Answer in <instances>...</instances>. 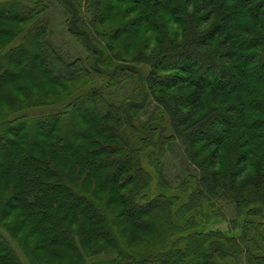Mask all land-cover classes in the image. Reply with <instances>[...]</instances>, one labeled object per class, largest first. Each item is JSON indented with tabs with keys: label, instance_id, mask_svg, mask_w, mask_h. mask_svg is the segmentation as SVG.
I'll use <instances>...</instances> for the list:
<instances>
[{
	"label": "trees",
	"instance_id": "obj_1",
	"mask_svg": "<svg viewBox=\"0 0 264 264\" xmlns=\"http://www.w3.org/2000/svg\"><path fill=\"white\" fill-rule=\"evenodd\" d=\"M39 1L0 0V39L6 34L10 38L0 44V264H22L5 232L13 234L30 223L42 236L40 245L34 242L36 249L54 259L68 257L66 264H86L85 250L96 238L103 243L89 254L117 249L119 264H264V175L256 177L253 189L240 190L251 157L248 151H242L223 176L217 170L225 142L239 130L247 144L264 148V120L248 114L251 104L246 98L258 75L264 80V63L256 65L264 60L259 53L264 32H252L241 21L250 15L261 26L264 0H198L203 30H198L196 20L181 21L184 28L177 41L166 40L149 56L135 57L134 66L119 68L110 65L113 54L97 51L87 35L90 30L99 32L105 18L103 0H86L92 14L88 21L81 13L83 0H77V7L59 0L70 19V32L86 48L85 58L65 54L45 38L40 15L48 5ZM35 2L38 6L32 7ZM152 2L161 5L158 0H137L144 5ZM173 9L178 16V8ZM10 22L29 25L8 33ZM120 34L117 30L113 36ZM100 68L106 69V85L99 84ZM71 83L68 95L53 101L67 99L62 109L45 115L22 113L51 105L45 102L46 95ZM139 99L138 106L128 102ZM154 104L166 124L145 122L148 126L137 129L135 115ZM261 106L264 109V103ZM120 125L132 130V139ZM151 126L170 132L165 138L178 140L189 155L199 144L211 151L210 171L201 179L185 181L193 192L189 203L196 205L203 182L231 199L241 192L236 198L247 199L240 211L242 223L228 221L226 230L209 227L211 219L205 214L183 211L184 206L174 211L177 199H182L179 195L138 203L130 198L148 185L150 173L143 169L140 152L158 145ZM101 137L111 140L109 146L100 142ZM18 138L22 141L15 143ZM116 140L119 143L114 144ZM91 176L96 180L92 191L109 190L106 204L121 208L117 217L123 215L127 227L119 230L120 235L129 232L130 240L138 242L155 229V247L145 256L136 258L121 248L109 223V209L83 191L92 183ZM134 176L140 186L129 199L120 196ZM16 209L25 210V219L7 223ZM75 225L78 229H72Z\"/></svg>",
	"mask_w": 264,
	"mask_h": 264
},
{
	"label": "rangeland",
	"instance_id": "obj_2",
	"mask_svg": "<svg viewBox=\"0 0 264 264\" xmlns=\"http://www.w3.org/2000/svg\"><path fill=\"white\" fill-rule=\"evenodd\" d=\"M66 1H71V3H74L76 7L78 6L77 0ZM103 1L105 18L103 23L98 25L99 32L97 33L94 30H90L91 35L88 33L87 35L92 39V44L97 51L104 52L106 55L109 54L110 56L113 54V59H111L110 63L113 68H119L121 66H134L135 64L133 63V59L140 53L147 57L156 49L161 47L163 48L166 40L177 41L176 37L180 36L184 28L181 21L196 20V27L198 30H203L205 26L204 23L200 22L202 10L198 9V0H192L191 4H187L183 0H171L169 1L170 4L166 0H158L161 3L159 6L156 4L154 5L153 2L149 5H144V3L137 4V0ZM39 2L41 4L45 2L46 6L48 5L47 10L40 15L41 22L46 27L47 34H45V38L52 41V43L59 47L63 53L70 54L72 57L85 58L87 55L86 48H84V45H81L78 41L79 39H76V37L72 35L69 30L68 25L70 19L65 11V5H63L59 0H40ZM32 4H30V6H32ZM37 4L39 3L35 2L32 7H37ZM173 8H178V16ZM81 13L85 21H88V19L92 17L86 0H83L82 2ZM241 21L245 25H248L252 32H264V13H261L259 18V24L261 25L259 27L250 15L242 16ZM133 24L136 25L131 26ZM28 25L29 23L26 22H10L9 25H7L8 33L10 30L13 33L14 30L26 28ZM125 27L128 28L127 32L123 31ZM260 27L263 28L260 30ZM82 28L83 27H81V31L84 32L83 30L85 29ZM117 30H121V34L118 38H114L113 33ZM7 35L8 34L1 36L4 39H0V44L1 42L3 43L4 40L7 41L10 39L9 37L7 38ZM108 44H112L111 46L113 47L114 52H110L108 50ZM259 53L264 54V45H260ZM259 58L260 60L263 59L261 57ZM257 63L258 64L256 65L260 66L261 64L262 66L264 60L261 62L258 61ZM101 70L103 71V76L98 75L100 76L99 84H101V82L105 83L106 81V85L108 81V78L105 77L106 69ZM258 76L259 78L251 83L249 91L246 95L247 100L251 104L248 108V114L254 119L264 120V109L261 108V103H264V80L260 75ZM72 87H74V83L66 84L65 87L53 88L54 90H51L52 92L46 95L44 99L46 103L51 105L29 109L22 113H28L29 115H45L62 109L63 102L67 101V99L64 98L63 101L57 104H54L53 101L57 98L67 96L68 91ZM128 102L131 105H140V99ZM138 112L141 114V111ZM164 118V114L160 113V109L156 108V105L154 104V107L146 110L144 114L139 116L137 113L135 115L134 119L137 121L135 126L141 130V127L146 125L144 124L145 122H147L148 125L151 123L154 124L155 122L166 124ZM82 127L85 128L87 126L83 125ZM120 128L122 131L123 129H126L127 135L132 139V130L130 132L128 127L124 128L122 125H120ZM163 130L164 129L154 130L151 126V132L153 134L152 137L158 139V145L155 146L150 144L151 146L146 147L145 149L143 148V151L140 152L143 169L150 173L146 182L148 185L146 184L147 186L142 187L138 194L130 197L133 190L140 186V183L137 179L135 180L134 176L133 182L126 184V187L121 190L120 196H125L128 199L130 197L138 203L143 201H152L160 195H167L170 197L179 195L182 199H177L174 211H176L179 206L180 208L184 206L183 211L192 210L198 212L200 215L205 214L208 216V219H211L209 227L226 230L229 225L228 221L233 223L238 221L242 223L244 214L241 215L240 211L245 208L244 205L246 204L247 199L236 198L239 197L238 195L243 194L241 192H239V194L234 193V196L232 195L233 197L231 199L222 191L220 192V189H217L216 191L208 189L206 184L203 182L201 183L196 205L193 207V203L192 205L189 203L193 192L185 187V181L193 177L201 179L204 171L206 172L209 169L207 168V160L211 151H204L202 145L199 144L191 150V155H189V152L182 147L178 140L175 141V139L169 140L165 138L167 130ZM168 133L166 136L170 135ZM243 134V131L239 130V132H235L225 142L217 170L220 176H223L229 165L237 160L239 154H241L242 151H248L251 157L240 178V190L248 191L253 189V181H255L256 177L264 175V170H262L264 165V148L257 147L256 145L253 146L251 143L247 144ZM55 137L56 135H53V138ZM140 137H144V133H142ZM39 139L43 140L42 137ZM99 140L106 146H109L111 143V140L107 138L101 137ZM21 141L22 139L18 138L15 143H19ZM45 141L49 142L50 139L45 138ZM147 141L149 142L150 139L148 138ZM113 142L114 144L119 143L118 140ZM42 144L44 145V142ZM9 148H12L11 145H9ZM61 167H63V165H61ZM89 178L92 183L87 185V190L83 187V191L95 200L103 202V204L106 205V208L109 209L110 213L117 218L115 220L114 217L107 212L110 215L109 223L111 227L117 231V236L121 240V248L126 253L136 256V258L145 256L150 248L155 247L153 238L155 229L153 230V234H142L140 236V241L138 242L133 241V239L130 240L129 232L127 234L124 231V233L120 235L119 230L127 227L126 223H124V217L122 219L123 215H121L120 219L117 217L118 212H122L121 208L118 206H115L114 208L112 205L111 207L106 204L109 196V190L103 191V189L100 188V190L95 191L96 193L92 191L95 189L96 180L92 176ZM126 180L127 178L123 179L125 183ZM236 199L239 200L237 201ZM189 206H191L190 210ZM24 212L25 210L21 209L14 210L13 215L8 217L6 222L13 223L18 219L24 220ZM249 220L253 219L250 217ZM34 227L35 226L30 223L28 224V227H24L21 231L15 230L13 234L5 232V235L7 236V239L13 247L20 262L22 264H66L68 257L65 258V260H60L59 258L54 259L48 257L45 250L41 251L36 249L34 242H37L38 245H40L42 236L37 232V230H35ZM72 229H78L77 225L72 227ZM128 229L131 228L128 227ZM80 230L81 229H79V231ZM102 243V240H98V238H96L94 239L92 245L85 250L84 255L87 262L86 264H119L117 260V249H111V251H108L107 253H96L95 255L89 254L93 251L97 252L98 247L101 246ZM107 250L109 249L107 248Z\"/></svg>",
	"mask_w": 264,
	"mask_h": 264
}]
</instances>
